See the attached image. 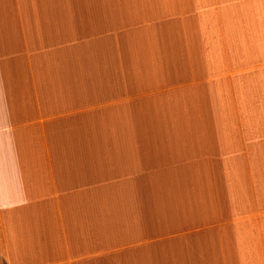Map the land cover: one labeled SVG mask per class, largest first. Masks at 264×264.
Instances as JSON below:
<instances>
[{
	"label": "crops",
	"instance_id": "0c3cea01",
	"mask_svg": "<svg viewBox=\"0 0 264 264\" xmlns=\"http://www.w3.org/2000/svg\"><path fill=\"white\" fill-rule=\"evenodd\" d=\"M0 264H264V0H0Z\"/></svg>",
	"mask_w": 264,
	"mask_h": 264
},
{
	"label": "rangeland",
	"instance_id": "374dc122",
	"mask_svg": "<svg viewBox=\"0 0 264 264\" xmlns=\"http://www.w3.org/2000/svg\"><path fill=\"white\" fill-rule=\"evenodd\" d=\"M224 19H228L227 16L226 17L224 16ZM114 47H116V44H114V43H108V44H102V45H93V48H92L93 50L91 51L92 54L90 55L91 58L84 60V61L87 62V64L89 66L92 65V68H93V65L95 66V71L93 69L92 75L96 78V80H97L96 83L102 82V78L99 76L100 74L101 75L103 74L100 71L101 66H103L102 69L106 70V72H107L106 68L109 69V66H108V63H107L108 59H110V58H116L117 59V58L132 57L131 51L129 50L130 49L129 46H127L126 48H122L121 47V48H118V49H114ZM86 55H87V53H86ZM128 59H131V58H128ZM112 66H114V64H112ZM123 67H125V66H123ZM106 78H107V76H106ZM166 101H167V103L170 102V107L171 108L164 109L165 112H164L163 115L168 116V112L173 113V111H174L175 114L176 113L178 114V109L177 108L172 109V106H171L172 98L170 97L169 99H166ZM158 108H160V107H157V114H158V112H160V109H158ZM122 128H123V132L126 131V126H122ZM138 130H139V126L137 124L133 127V129L130 130V131H132L131 133H130L129 128H128V134L124 133V134H121V136L119 135V140H122L123 137H126V138L128 137L123 142L124 146L125 147L130 146V145L132 146V142L134 144L133 140L138 139ZM133 134H135V136ZM128 139H130L132 142L128 143L127 142ZM134 146H135V144H134ZM118 148H120V149L117 152V154H121L122 153L121 148H123V147L119 145ZM131 154H134V153H131ZM180 155H187L188 156V152L187 151H183V152L180 153ZM118 156L116 155V157H118ZM107 164H110V163L107 161ZM180 170H181V172H180L179 175L182 177V175L184 174L185 170L184 169H180Z\"/></svg>",
	"mask_w": 264,
	"mask_h": 264
}]
</instances>
